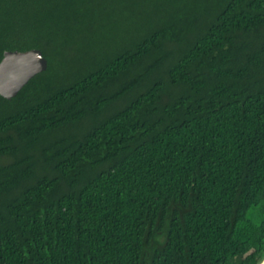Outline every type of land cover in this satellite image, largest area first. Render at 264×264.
I'll return each instance as SVG.
<instances>
[{"label": "trees", "instance_id": "obj_1", "mask_svg": "<svg viewBox=\"0 0 264 264\" xmlns=\"http://www.w3.org/2000/svg\"><path fill=\"white\" fill-rule=\"evenodd\" d=\"M0 264H257L264 0H0ZM259 214L250 217L253 210Z\"/></svg>", "mask_w": 264, "mask_h": 264}, {"label": "water", "instance_id": "obj_2", "mask_svg": "<svg viewBox=\"0 0 264 264\" xmlns=\"http://www.w3.org/2000/svg\"><path fill=\"white\" fill-rule=\"evenodd\" d=\"M47 66V58L39 48L4 50L0 59V95L6 99L13 98ZM257 264H264V256Z\"/></svg>", "mask_w": 264, "mask_h": 264}, {"label": "rangeland", "instance_id": "obj_3", "mask_svg": "<svg viewBox=\"0 0 264 264\" xmlns=\"http://www.w3.org/2000/svg\"><path fill=\"white\" fill-rule=\"evenodd\" d=\"M257 216H259L258 212L254 209L250 215V217H252V219H256Z\"/></svg>", "mask_w": 264, "mask_h": 264}]
</instances>
